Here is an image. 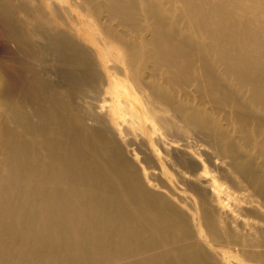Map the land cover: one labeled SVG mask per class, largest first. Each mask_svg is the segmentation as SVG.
<instances>
[{
  "label": "bare ground",
  "instance_id": "obj_1",
  "mask_svg": "<svg viewBox=\"0 0 264 264\" xmlns=\"http://www.w3.org/2000/svg\"><path fill=\"white\" fill-rule=\"evenodd\" d=\"M0 264H264V0H0Z\"/></svg>",
  "mask_w": 264,
  "mask_h": 264
},
{
  "label": "rangeland",
  "instance_id": "obj_2",
  "mask_svg": "<svg viewBox=\"0 0 264 264\" xmlns=\"http://www.w3.org/2000/svg\"><path fill=\"white\" fill-rule=\"evenodd\" d=\"M48 73H49V72L47 71V74H48ZM48 75H49V74H48ZM49 76H50V75H49ZM64 87H65V85H64ZM73 92H74V91H72V93H73ZM74 93H75V92H74ZM74 93H73V94H74ZM75 94H76V93H75Z\"/></svg>",
  "mask_w": 264,
  "mask_h": 264
}]
</instances>
